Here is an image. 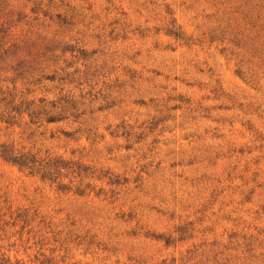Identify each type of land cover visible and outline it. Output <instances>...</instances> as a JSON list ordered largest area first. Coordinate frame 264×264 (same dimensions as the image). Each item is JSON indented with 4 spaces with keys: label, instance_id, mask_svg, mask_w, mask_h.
<instances>
[{
    "label": "rangeland",
    "instance_id": "rangeland-1",
    "mask_svg": "<svg viewBox=\"0 0 264 264\" xmlns=\"http://www.w3.org/2000/svg\"><path fill=\"white\" fill-rule=\"evenodd\" d=\"M0 17L57 48L55 81L6 86L79 115L0 124L74 171L0 161V264H264V0H0Z\"/></svg>",
    "mask_w": 264,
    "mask_h": 264
},
{
    "label": "trees",
    "instance_id": "trees-1",
    "mask_svg": "<svg viewBox=\"0 0 264 264\" xmlns=\"http://www.w3.org/2000/svg\"><path fill=\"white\" fill-rule=\"evenodd\" d=\"M44 16L48 15L44 13ZM49 20L59 25L68 24L66 14L49 16ZM12 37L13 30L9 17L7 19L0 17V124L7 128L20 127L22 123L28 127H40L43 123L56 124L69 119L75 120L79 115L77 104L71 95L62 96L56 101H46L44 98L29 100L23 93L17 92L15 86L12 88L6 86L8 81L13 80L21 85H36L42 80L53 82L59 76L57 71L44 74L46 65L56 63L55 46L42 45L38 38L24 37L17 40ZM62 51L72 52L69 47L63 48ZM78 54L83 59L82 50L78 51ZM0 161L51 183H56L62 177L63 171L69 172L72 169L70 163H65L59 158L48 154L41 157L24 152L12 143H0ZM63 187L58 185V190H62Z\"/></svg>",
    "mask_w": 264,
    "mask_h": 264
}]
</instances>
